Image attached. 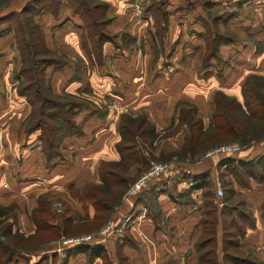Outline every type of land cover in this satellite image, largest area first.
I'll list each match as a JSON object with an SVG mask.
<instances>
[{
  "label": "crops",
  "instance_id": "crops-1",
  "mask_svg": "<svg viewBox=\"0 0 264 264\" xmlns=\"http://www.w3.org/2000/svg\"><path fill=\"white\" fill-rule=\"evenodd\" d=\"M24 1L11 0L13 6L11 4L10 8L19 9ZM110 3L114 6L109 0L106 13L112 18L107 27L118 35L116 40L102 43V56L98 61L91 51L81 20L68 5L62 6V16H54L50 12L56 21L42 26L46 46L65 56L60 66L46 68L52 92L77 97L82 92L102 95L106 99L109 96L108 100L99 101V106L104 104L103 110L92 102L79 106L78 101L74 118L81 131L64 136L59 145L60 154L50 159L42 151L39 131L31 132L21 148L12 145L17 140L6 125L11 123L14 126L17 116L23 110L28 111L30 104L15 95L14 41L9 35L0 38V202L14 200L19 204L16 210L17 230L24 237L35 230L30 212L42 192L50 193L53 198L60 197L77 212H87L92 216L93 207L90 204L84 206L75 192L88 181H99L98 166L102 159H119L116 142L121 137L118 126L125 110L144 109L149 113L145 110L148 109L157 120L155 128H164L169 120L174 123L178 120L181 105L191 104L201 112L205 110L202 101L206 104L210 99L213 103L215 90L226 89L217 81L216 75L202 74L203 67L196 57V44H200L199 48L205 49L206 46L203 34L209 27L202 18L207 19L209 8L217 9L212 18L214 25H209L211 30L227 37L218 43L220 52L227 45H231L233 50L237 69L232 75H237L238 79L233 82L250 74L264 75V0H168L169 6L163 11L165 19H159V25L165 31L160 41L157 25L149 23L155 10L152 13L151 8L143 7V0H118L114 13L110 12ZM136 5L139 6L138 11ZM144 12H147L145 17ZM46 17L48 21V14ZM224 24L230 25L232 36L217 31L215 25L220 28ZM155 46L162 48L155 52ZM9 75L15 76L13 81ZM112 75L117 77L112 80ZM128 75H132L130 78L134 85L138 84L136 88L143 75H151V86L146 91L150 98L138 100L139 95L134 93L133 102L127 99L131 90L124 76ZM83 83L87 87H82ZM229 94L238 99L241 96L239 90L237 94ZM180 126L186 128L184 123ZM225 155L231 154L221 152L193 162L186 159L170 162V168L154 177L155 213L143 199L124 195L109 219L115 231L99 233L98 230L95 236L105 244L113 263L117 261L116 247L129 264H173L176 261L189 264L196 261L199 251L195 241L201 234L205 204L201 187L195 186L192 176L209 172V189L219 207L220 196L216 194L215 186L218 162ZM241 155L237 157H243ZM134 171L135 168L131 167L130 173ZM150 184L146 191L152 188ZM234 188L235 193L245 198L253 217V225L245 222L242 237L264 264V219L258 212L259 193L262 194L264 188L253 178H250L248 186L234 183ZM54 204L56 206L58 202ZM217 226L218 231L220 225ZM4 229L14 232V223ZM61 243L64 242H60V246ZM54 247L58 249L56 244ZM41 250V247L17 249L5 264H47L45 259L32 261V257ZM65 264H101V259L89 260L85 253L77 252L67 255Z\"/></svg>",
  "mask_w": 264,
  "mask_h": 264
},
{
  "label": "trees",
  "instance_id": "trees-1",
  "mask_svg": "<svg viewBox=\"0 0 264 264\" xmlns=\"http://www.w3.org/2000/svg\"><path fill=\"white\" fill-rule=\"evenodd\" d=\"M67 1L73 12L83 21L82 24L85 28V34L88 36L91 44V51L95 59H97V61L100 60L102 56V43L106 40H114L111 34L104 29V25L106 26L109 22L108 19L106 21L108 3L100 0ZM48 3H51V6L56 3V7L50 8ZM153 3L154 2L151 1L146 8L153 7ZM61 4L62 0H25L19 9H10L5 13H0V21L11 18H15L16 21L19 20V22H16L17 25L15 27L16 32H20L19 35L16 34L15 37L21 54V67L19 68L17 77L23 75L25 80L17 86L16 90L19 94L27 98L30 105L39 102V116L36 115L35 118L33 117L30 119L28 130L34 131L35 129H39L38 136L41 140V148L48 159L60 154L59 145L64 136L71 133L78 134L81 131L80 126L74 118L75 106L78 100L66 97V99L56 98L55 100L41 91L43 86H46L49 93L56 94L52 92L50 85L44 83L43 73L46 66L52 63L60 66L63 64L64 60L55 59L54 56L50 57L43 55V52H55V50L46 46L42 30L38 27L36 21H34L32 13L28 15V12L31 11V5L35 8H41L43 6V8L48 9V12H51L54 16H58V8ZM160 8L161 7H156L159 12L161 11V17L165 18L163 14L164 9ZM95 11L98 12L101 18L95 17ZM226 38L227 37L224 35L220 36L215 33L212 39L214 45L208 52L206 51V55L204 56L205 59L208 58L209 55H216L219 49L218 43L222 40H227ZM216 56H218V54ZM32 67H34V70L37 73L39 72L40 75H27ZM253 77L264 80V75L258 74L247 75L244 79L242 92L248 94L247 98L245 97V103L248 105L249 109H245L242 101L235 95L229 94L221 89L215 90L213 95L214 109L211 113L212 123L205 129L202 127L203 123L200 117H197V119L188 117L185 114L186 109L181 107L177 115L178 121L180 124L184 123L187 126L189 135L183 136V140L178 149H173L167 153H161L162 151H160L157 158L169 160L186 159L187 161L193 162L207 149L225 141L236 140L240 145L248 144L249 137L251 136L250 129L256 128L258 131L256 132V139L264 137V90L260 89L258 84L255 85L257 89H252L250 87L252 86L250 78L253 79ZM188 108V110L196 112L194 106L189 105ZM233 108H240L243 113V119H239L232 113ZM246 127L249 130H247ZM118 129L121 136L116 142V148L120 154L119 159H102L98 166L99 181H88L83 184L81 189L75 192V195L82 201L84 206L90 204L93 207L94 213L92 216H89L88 213L85 212L84 216L82 215L83 217L74 219L72 217L73 214L65 213L66 211L56 215L51 209L52 197L50 193L42 192L38 195L37 204L30 212V216L35 224V230L28 236L22 237L23 240H27L34 236L35 232H40L42 236H40L36 242L29 244V247H38L40 243L48 240L50 241V239L56 236L58 237L60 234L71 235L74 233L92 231L93 234L89 239L73 243L70 242L69 245H67L66 258L69 254L83 252L87 255L89 260L99 257L101 259V264H113V260L110 258L105 244L96 240L95 236L97 235L98 229L110 219L112 214L116 211L122 201V194L125 188L139 175L142 170V165L144 164L143 166H145L147 163L148 158L145 156L142 157L137 137L149 134L150 131L154 132V126L150 125L149 120L144 114L132 115L123 113L119 120ZM195 129L200 132L197 137L194 134ZM242 134L245 136L248 135V138H243ZM148 142L151 143V140H148ZM152 157L156 158L154 155H152ZM219 163L229 169L233 177L243 186H248L250 184V178L257 181L264 180V151L256 156L247 158L225 155L219 159ZM131 167L136 168L133 173H130ZM239 169L247 173L246 179L242 180L238 178ZM258 169H260V171H258ZM192 177L195 186L201 187L203 203L205 204L204 215L201 218V234L195 241V246L200 252L198 260L202 263L209 261L205 258L206 251H200L206 242L205 240H208L210 236H212V241L215 239V223L214 227L210 224L213 222L211 217L213 215L215 216L214 212L217 210V205L214 203V195L209 189L211 185L209 172L204 171L194 174ZM155 179L152 178L139 191L132 194L137 200L143 199L152 208L153 213L157 212L156 197L152 195L155 191L153 184ZM149 184L153 189L151 188L146 191ZM259 207L261 212L260 216L264 218V200L260 201ZM52 218H58L59 223L51 221ZM84 224L87 225V228H85ZM4 231L8 232L6 229H4ZM112 231H115V227L107 233ZM243 232L244 230H242L241 235ZM4 244L6 243L4 242ZM0 246V253H3V251L5 252L1 264H5L6 259L10 258L14 252L19 249L13 247V245L9 248L6 246L5 249L1 244ZM23 249L28 250L26 247ZM115 253L119 264L121 262H119V260L121 259H124L126 264H129L118 247H116ZM230 258L232 261L239 260L236 256H230ZM225 259L227 260L226 256ZM241 261L251 264H263V260L260 257L256 259H241ZM176 262L179 263V261ZM213 262L215 263L214 259Z\"/></svg>",
  "mask_w": 264,
  "mask_h": 264
},
{
  "label": "rangeland",
  "instance_id": "rangeland-1",
  "mask_svg": "<svg viewBox=\"0 0 264 264\" xmlns=\"http://www.w3.org/2000/svg\"><path fill=\"white\" fill-rule=\"evenodd\" d=\"M10 1L11 0H0V13H5L11 9L10 7H11V4L13 6V2L10 3ZM100 1H105L106 3H108L109 0L108 1L107 0H100ZM151 1L154 2L153 3L154 8L151 7L150 10L152 13H153V10H155V11H154L153 16L151 17V22H149V23H153L154 25L155 24L157 25V28L159 30L158 36H159V41H160V40H162V37L165 35V31H164V28H161L159 25V19H161V13H160L161 11L160 12L157 11L156 7H161L160 9H166L169 6L167 3L168 0H143V7L148 6ZM51 2H53V1H51ZM111 2L114 4V0H111ZM117 2H118V0L115 1L114 6L116 5ZM48 4L50 5V8L56 7V3H54V5L52 4V6H51V3H48ZM63 5H68L69 8L72 10V8L69 5V2L67 0H62V4L58 8L59 9L58 10L59 16L64 15V12L61 10ZM110 5H111L110 12L114 13V6H112L111 3H110ZM31 7H32L31 11L28 12V15H29V13H32V15L34 17V21H36V24L38 25V27L41 30H42V26L45 25L47 22L53 23L54 21H56L53 18L52 14L47 11L48 10L47 8H43V6L41 8H35L32 5H31ZM225 9H226V4H225ZM216 11H217L216 8H214L213 10H210V8H209L207 10V12H208L207 19L202 18V21L206 25H208L209 30L203 34V36H205V43H206L205 49H204V47L199 48L200 44L195 42V43H197L196 46L198 48V51L196 52V54H197L196 57L198 58L199 64L201 62V66L203 67V69H202L203 75H211V74L216 75L217 81L226 88V89H222V90H224L227 93L232 92V93L237 94L238 90H239V92L241 94V96L239 95L240 100L242 101L245 109H249L248 105H246V103H245V100H246L245 97L247 98L248 94H246V93L244 94L242 92V87H243L242 84L244 82L243 78H245V77L243 76L238 81L239 83L233 82V81L238 80V79L235 77L237 75H232L236 71L237 65H236V62L233 60V57H232V51L233 50L231 48V45H227L226 47L221 48V51L223 54L218 49V52H217L218 56H216L217 54L214 56L209 55L208 58L203 60L204 55H206V51L208 52V50H210L211 47L214 45L213 40H212L214 32L211 30L209 25H214V20L212 18H214V13H216ZM145 13H147V12H144L143 17H145L144 16ZM46 14H48V18H49L48 21H46L47 20ZM109 15L110 14L106 13V21H107V19L110 21V19L112 18ZM95 17L101 18L98 15V12H96V11H95ZM79 19H80V17H79ZM16 22H19V20L16 21L15 18H11L8 20L5 19V20L0 21V38H2L5 35H9V37L12 38V42L14 41V45H15L14 50L16 53L15 54L16 60H15L14 66H13V71L15 70V73H16V75H15L16 77L14 76L15 77V79H14V81H15L14 82V88L15 89H17V86L20 85L25 80L23 75H19L17 77L19 68L21 67V54H20V50L17 46V39L15 37L16 34L19 35V33H20L19 31L16 32V30H15V27L17 25ZM81 22L83 23L82 20H81ZM107 25H108V23L106 24V26L104 25V29L109 34H111L113 39L116 40L118 32L114 31V29H112L110 27L108 28ZM215 27H216L217 31H220L223 34H229L232 36V31H231L229 24L221 25L220 28H219V26H216V25H215ZM101 28H102V26H101ZM8 29H10V30L8 31ZM74 29L76 30V28H74ZM84 33H85V28H84ZM122 34H124V33H122ZM196 41H197V39H196ZM6 47L7 46H5V48ZM161 48H162V46L159 48H157L155 46V48H153V50L155 52H159V50H161ZM130 51H132V49ZM200 54H201V57L199 58ZM43 55L44 56H50V57L54 56L55 59H62V60L65 59V56L62 54V52H60V51L58 52L56 50H55V52L54 51L43 52ZM127 55L129 56V55H131V53H127ZM50 65L57 66L54 63H52ZM50 65H48V66H50ZM143 67H145V66H143ZM46 68H47V66H46ZM46 68H45L44 73H43L44 83L46 85H50L49 81L47 80L48 75H46ZM37 71H38V68H37ZM28 73L29 74H27V75H40L39 72L37 73L34 70V67H32ZM225 75H226V77H225ZM131 76L132 75H128L127 77L124 76V78L127 79L126 83L129 84L130 90H131L127 99L128 100L131 99L130 101L133 102L134 93H137L139 95L138 100H146L147 98H150V95L148 96L146 94V91L151 86V82H149L151 75H143V80L142 79L140 80V82H139L140 84H139L138 88H136V85H138V84L134 85L131 82V78H130ZM9 77L12 79L13 75H9ZM85 77H86V75H84L83 79H85ZM116 77H117L116 75H112L111 79L114 80ZM250 80L252 81V86H250L252 89H257V86H255V85L258 84L260 89L264 90V80L263 79L253 77V79L250 78ZM12 81H13V79H12ZM122 85H124L123 82H122ZM81 86L87 87L85 85V83H83ZM124 86H127V84ZM235 86H238L239 88H237ZM251 88H249V89H251ZM15 91H16L15 95L17 98H22L25 102L26 101L28 102L27 98L24 95L23 96L19 95L17 90H15ZM41 91L43 93L49 95L51 98H54L55 100H56V98H58V99L74 98V99L79 101V106H81L83 103L88 104V103L92 102V105H97V107L100 108L101 110H103L104 104L102 106H99V103H100L99 101L102 102L103 100L106 101L109 99V96L107 97L108 99H106L102 95L93 96L92 94H90V93L86 94L85 92L80 93V95L78 97L77 96H71V95H64V94H53V93H49L47 91L46 86H43V89ZM199 101L200 100L198 99V102ZM189 105H191V104L181 105V107H184L186 109L185 114L188 117H193L195 119H197V117H200L202 119L203 129L209 127V125L212 123L211 113L214 109L213 103L210 102V99L208 100V102H206V104L204 101H202V107H205V110H202L201 112H197V111L193 112V111L188 110ZM134 110H136V109H132V110L129 109V112H127L125 110V112H123V113L144 114L146 116V118L149 120L150 125L154 126V132L150 131L149 134H145L143 136L137 137V141L139 142V145H140L139 148H140V151L142 153L141 155H142V157L145 156L148 159H147V163L145 164V166H143L144 164L142 165V170L139 173V175L132 182H130L128 184V186L125 188V190L140 176V174L143 171L148 169L151 161L165 162V163H167L168 168H169L171 166L170 162H172L173 160L157 158L158 154L160 153V151H162L161 153H167V152L172 151V149H174V148L178 149L181 145L182 140H183V136L189 135L187 126L185 125L186 128L183 129V126H180V123L178 122V120L175 123H174V121L172 122L169 120V123L166 127L158 129L157 127L155 128V124H156L157 120L154 119V116L151 115V112L148 109H145V110H147L149 113L144 111V109H140L138 111H134ZM232 113H234V115L236 117H238L239 119H243V113L240 110V108H233ZM36 115L39 116V102H36L35 104H31L28 111L23 110L20 113V115L17 116V120H16L14 126L11 125V123L6 122V124L8 123L6 126L9 127L10 132L12 133V136L15 137L17 140L15 142H12L13 146L21 148L24 145V143L26 141V137L31 132H33V131L28 130L30 119H32L33 117L35 118ZM246 129L249 130L247 127H246ZM34 131H39V129H35ZM250 131H251V136L249 137L250 139H249L248 144L240 145L239 142H237L236 140L225 141L223 143H220L216 146H213V147L207 149L205 152L202 153L203 155L201 154L200 156H198V159H200L202 157H206L209 154H216V153L220 154L222 151H217V152H210V151L215 149L219 145L224 144V143L234 144V145L238 146V150H236V151L234 150V151L225 152V153H228L231 155H235V157L243 154L241 156L247 158V157L256 156V155L262 153L264 151V137H262L260 139H256L257 138L256 132H258L256 130V128L250 129ZM199 133H200L199 130L195 129L194 134L196 135V137L199 136ZM175 135H178V137H176ZM252 136H254V137H252ZM242 137L248 138V135L245 136L242 134ZM169 138H171V139H169ZM176 138H177V141L175 140ZM148 140H151V143H149ZM179 141H181V142H179ZM4 145H6V143H4ZM1 147H2V145H0V148ZM152 155L156 156V158L152 157ZM258 171H260V169H258ZM238 178H241L242 180L246 179L247 173L244 170L239 169ZM234 179L235 178L229 172V169H227L226 167H224L223 165H221L218 162V173H217L216 183L220 184V186L223 189V192L218 199L220 206L216 207L217 210H215V212H214L215 216L213 215L211 217L213 222L210 225L212 227H214V223H215V230H214L215 231L214 232L215 239H214V241H212V236H210V238L208 240H205L206 242H205L202 250H200L201 252L206 251V254H205L206 257L205 258L208 259L209 261L200 263V261L197 258L196 261H194L193 263H189V264H251V263H245L244 261H241V259H250V258L256 259L259 257L258 255H256L255 249L246 243V241L242 237L243 234L241 235L242 230H245L244 229L245 225H246L245 222H247V225H253V217H252V212L250 211V208L246 204L245 198L243 196L235 193L234 183H237L241 186H243V185L241 183H239L236 179L235 180ZM254 181L259 183L262 186V188H264V180L263 181H257L254 179ZM255 187H256L255 190H258V186H255ZM125 190H124L122 196H124ZM71 194H73V193H71ZM213 199H214V203H215L216 199L214 196H213ZM261 200H264V192H262V194L259 193V201H261ZM54 202H58V204L55 206ZM20 204H21V206H23L22 203H20ZM18 205L19 204L14 200L7 201L6 203H3V204H2V202H0V244L3 246L4 249L6 246L9 248L11 245H13V247H16L19 249H23L24 247H26V249H28V250L39 248V247L43 248V250H41L40 252H37L32 257V261H34V259L35 260L45 259L47 264L48 263L49 264H65V258H66V254H67V250H66L65 246L69 245L70 242L61 243V246H60V242H63L64 239L73 238V237H76L79 235H84L87 233H90L91 235L93 234L92 231L74 233L71 235L60 234L58 237L56 236L55 238L50 239V241L48 240L46 242L40 243L38 247H32V246L29 247V244L36 242V240H38V238L42 235L40 232H35L34 236H32L31 238H29L27 240H23V237H22L23 235L21 233H19V231L17 230V229H19L17 227V219H16V215H17L16 210H17V208H19ZM259 205H260V202H258V208H259L258 212L261 214ZM222 208H223V210H222ZM51 209H52V212L55 213L56 215H59L61 212H65V211H66L65 213H71V214H73L72 217L74 219L78 218V217H83L85 214V213L81 214V212H77L76 209L72 208L66 201H63L60 197H58V198L52 197ZM21 211H22V208H21ZM51 221H53L54 223H59L58 218H52ZM107 221H109V219ZM12 223H14V232H12V231L11 232L10 231L5 232L4 228L8 224L11 225ZM217 225H220V230H218V231H217V227L219 228V226H217ZM84 226H85V228H87L86 224H84ZM90 226H91V224H90ZM224 237H225V240H224ZM84 240H87V239H84ZM4 242L6 244H4ZM54 244H56L58 249L56 247H54V249H53ZM41 253H43V254H41ZM4 254H5L4 251H3V253L2 252L0 253V255H1L0 264H1V261L4 257ZM199 254H200V252H198V256H199ZM225 256L227 257V260L225 259ZM230 256H236L239 258V260L232 261ZM213 259L215 260V263L213 262ZM119 262H120V264H126L124 259L119 260ZM177 263L178 262L173 263V264H177ZM181 263L184 264V262H181ZM113 264H119L118 260L116 262H114Z\"/></svg>",
  "mask_w": 264,
  "mask_h": 264
},
{
  "label": "built area",
  "instance_id": "built-area-1",
  "mask_svg": "<svg viewBox=\"0 0 264 264\" xmlns=\"http://www.w3.org/2000/svg\"><path fill=\"white\" fill-rule=\"evenodd\" d=\"M139 6L136 5V9L138 11ZM238 149L237 145L234 144H221L215 149L211 150L210 152H217V151H222V152H228V151H233ZM168 165L165 162H156V161H151L150 165L147 170L143 171L140 176L125 190L124 195H132L139 191L149 180L154 178L160 173H163L167 170ZM215 192L217 195H221L223 192L222 187L220 186L219 183H216L215 186ZM112 222L109 220L107 221L100 229L99 233H105L108 232L109 230L112 229ZM91 237L90 233L84 234V235H79L73 238H67L64 239L63 242H76L84 239H89ZM177 264H182L181 262Z\"/></svg>",
  "mask_w": 264,
  "mask_h": 264
}]
</instances>
